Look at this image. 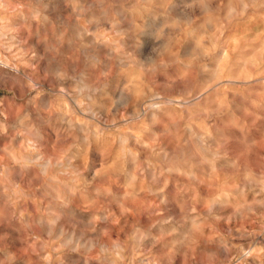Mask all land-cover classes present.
Returning <instances> with one entry per match:
<instances>
[{
  "label": "rangeland",
  "instance_id": "374dc122",
  "mask_svg": "<svg viewBox=\"0 0 264 264\" xmlns=\"http://www.w3.org/2000/svg\"><path fill=\"white\" fill-rule=\"evenodd\" d=\"M0 264H264V0H0Z\"/></svg>",
  "mask_w": 264,
  "mask_h": 264
},
{
  "label": "bare ground",
  "instance_id": "6f19581e",
  "mask_svg": "<svg viewBox=\"0 0 264 264\" xmlns=\"http://www.w3.org/2000/svg\"><path fill=\"white\" fill-rule=\"evenodd\" d=\"M137 3V2H136ZM138 4V3H137ZM136 5V4H135ZM233 9V8H232ZM231 10V9H230ZM181 11V10H180ZM183 12V11H182ZM234 12V11H233ZM181 13V12H180ZM31 17H33V16H31ZM189 17V16H188ZM191 17V16H190ZM91 18V17H90ZM155 18H157V17H155ZM184 18H186V17H184ZM165 19V18H164ZM157 20H158V18H157ZM2 21V20H1ZM155 21H156V19H155ZM187 25V24H186ZM164 27V26H163ZM163 27H162V29H163ZM159 28V27H158ZM116 29V28H115ZM204 30H206V29H204ZM83 31V30H82ZM204 34V33H203ZM140 35V34H139ZM143 35V34H142ZM200 36V35H199ZM203 36V35H202ZM80 37V36H79ZM105 37H107V36H105ZM113 37V36H112ZM135 37V36H134ZM137 37V36H136ZM190 37V36H189ZM132 38V37H131ZM109 39V38H108ZM150 39H148V41H149ZM200 40H202V39H200ZM107 41V40H106ZM143 42V41H142ZM147 42V41H146ZM152 42V41H151ZM198 42V41H197ZM115 43V42H114ZM145 46H147V45H145ZM213 48V47H212ZM158 49V48H157ZM193 53V52H192ZM96 57V56H95ZM123 60V59H122ZM125 63V62H124ZM103 64V63H102ZM126 64V63H125ZM199 65V64H198ZM187 67V66H186ZM198 67V66H197ZM103 71V70H102ZM212 72V71H211ZM215 74V73H214ZM131 75V74H130ZM85 76V75H84ZM92 77V76H91ZM86 78V77H85ZM111 79V78H110ZM215 79V78H214ZM222 79V78H221ZM92 80V79H91ZM103 80V79H102ZM228 80V79H227ZM242 80V79H241ZM81 81V80H80ZM77 82V81H76ZM88 82H90V80L88 81ZM243 82V81H242ZM83 83V82H82ZM95 83V82H94ZM105 83H108V82H105ZM78 86V85H77ZM76 86V87H77ZM98 86V85H97ZM85 87V86H84ZM88 87V86H87ZM89 87H90V85H89ZM80 88V87H79ZM88 89V88H87ZM78 90H80V89H78ZM103 90H105V89H103ZM93 91V90H92ZM114 91V90H113ZM99 92H100V90H99ZM106 92V91H105ZM93 93V92H92ZM98 93V92H97ZM143 93V92H142ZM111 94V93H110ZM94 96V95H93ZM118 96V95H117ZM152 96V95H151ZM45 97V96H44ZM92 98H94V97H92ZM99 98H101V96L99 97ZM109 99V98H108ZM118 99V98H117ZM117 99H116V101H117ZM140 100V99H139ZM96 101H99V100H97L96 99ZM115 101V100H114ZM100 103H101V101H99ZM104 102V101H103ZM118 103V102H117ZM105 104V103H104ZM150 104V103H149ZM137 106V105H136ZM154 106V105H153ZM97 107V106H96ZM157 108V107H156ZM148 109V108H147ZM93 112V111H92ZM102 112V111H101ZM83 113V112H82ZM69 123H70V121H69ZM69 125V124H68ZM71 127H72V125H71ZM77 128H78V126H77ZM188 130H190V129H188ZM93 135V134H92ZM91 135V136H92ZM84 137V136H83ZM97 138V137H96ZM87 139V138H86ZM85 139V140H86ZM105 139V138H104ZM103 139V140H104ZM98 140V139H97ZM107 140V139H106ZM24 141V140H23ZM29 141V140H28ZM31 141V140H30ZM80 141V140H79ZM73 144V143H72ZM115 145H117V143L115 144ZM32 146V145H31ZM115 148V147H114ZM117 148V147H116ZM16 149V148H15ZM41 150V149H40ZM38 152H40V151H38ZM77 152V151H76ZM95 152V151H94ZM213 153V152H212ZM94 154V153H93ZM96 154V153H95ZM214 154H215V152H214ZM112 155H113V153H112ZM76 156H77V154H76ZM41 157H43V156H41ZM21 159H22V161H23V164L24 165H28V164H35L36 166H38V168H39V171L41 172V174L44 176V177H46V178H51V177H49V175H48V171H49V167L51 166V161L50 160H48V159H41L40 157H38L37 156V154L36 153H30V154H23L21 157H20ZM109 158V157H108ZM78 159V158H77ZM58 160V159H57ZM111 161V160H110ZM113 161V160H112ZM192 163V162H191ZM67 167V166H66ZM114 167V166H113ZM7 168V167H6ZM91 169V168H90ZM107 169H109V168H107ZM16 172V171H15ZM111 174V173H110ZM92 175V174H91ZM112 175H113V173H112ZM90 176V175H89ZM91 178H93V177H91ZM97 178V177H96ZM106 179V178H105ZM129 180V179H128ZM63 182V181H62ZM135 182H137V181H135ZM256 182V181H255ZM4 183V182H3ZM16 183V182H15ZM254 183V182H253ZM8 188H9V186H8ZM81 190V189H80ZM132 191V190H131ZM79 193H81V192H79ZM128 193V192H127ZM11 194V193H10ZM163 194V193H162ZM161 197H162V195H161ZM89 198V197H88ZM18 199V198H17ZM80 199V198H79ZM72 202H70V204H71ZM143 211V210H142ZM92 213H94V212H92ZM29 217V216H28ZM34 218V217H33ZM35 219V218H34ZM30 220V219H29ZM58 220H59V218L57 217V216H53L51 219H43L42 221H43V223H44V225L46 226V228H48L49 229V231L51 230V231H56L57 233H60V234H65L66 235V238L67 237H69L70 236V238H73L74 237V235H75V230H72V233L68 236V234H66V231H65V229L62 227V225H58ZM63 223V222H62ZM66 228V227H65ZM67 229H69V228H67ZM77 237V236H76ZM257 238H259V237H257ZM69 241V240H68ZM77 241V240H76ZM73 244V243H72ZM66 245V244H65ZM250 248H251V246H250ZM62 251V250H61ZM249 251L247 250V253H248ZM246 255V254H245ZM254 261V260H253ZM49 262V261H48ZM260 262V261H259Z\"/></svg>",
  "mask_w": 264,
  "mask_h": 264
}]
</instances>
